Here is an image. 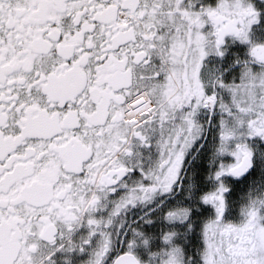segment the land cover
Instances as JSON below:
<instances>
[{
  "label": "snow or ice",
  "instance_id": "6c2138e0",
  "mask_svg": "<svg viewBox=\"0 0 264 264\" xmlns=\"http://www.w3.org/2000/svg\"><path fill=\"white\" fill-rule=\"evenodd\" d=\"M0 264H264V0H0Z\"/></svg>",
  "mask_w": 264,
  "mask_h": 264
}]
</instances>
